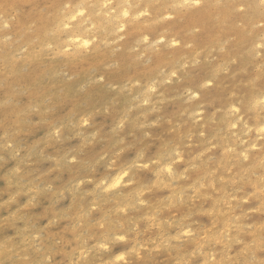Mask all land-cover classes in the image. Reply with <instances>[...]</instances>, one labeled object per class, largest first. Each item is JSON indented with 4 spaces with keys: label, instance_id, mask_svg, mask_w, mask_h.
<instances>
[{
    "label": "rangeland",
    "instance_id": "obj_1",
    "mask_svg": "<svg viewBox=\"0 0 264 264\" xmlns=\"http://www.w3.org/2000/svg\"><path fill=\"white\" fill-rule=\"evenodd\" d=\"M0 264H264V0H0Z\"/></svg>",
    "mask_w": 264,
    "mask_h": 264
}]
</instances>
